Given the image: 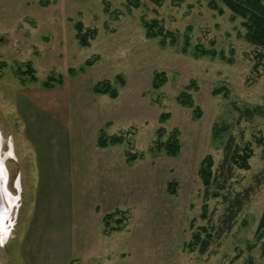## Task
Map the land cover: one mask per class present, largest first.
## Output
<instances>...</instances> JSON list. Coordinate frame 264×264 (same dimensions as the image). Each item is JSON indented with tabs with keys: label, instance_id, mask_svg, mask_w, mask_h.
<instances>
[{
	"label": "rangeland",
	"instance_id": "1",
	"mask_svg": "<svg viewBox=\"0 0 264 264\" xmlns=\"http://www.w3.org/2000/svg\"><path fill=\"white\" fill-rule=\"evenodd\" d=\"M154 20L174 45L170 37L162 47L146 36L142 21ZM78 23L95 31L86 47L76 38ZM244 32L220 0H0V192L9 211L0 264L26 193L22 174L31 160L21 109L30 100L71 125L74 264H264L257 231L264 212V146L257 142L264 140V59ZM155 74H163L158 88ZM102 81L117 89L116 99L93 93ZM182 93L191 106L179 102ZM100 130L121 144L99 149ZM171 134L179 141L174 157L156 147ZM228 140L250 146L249 169H235L228 183L249 197L232 230L200 254L188 246L192 235L224 207L210 199L204 216L198 171L207 157L216 171ZM127 153L142 157L128 164ZM115 212L105 227L102 218ZM120 217V229L111 230Z\"/></svg>",
	"mask_w": 264,
	"mask_h": 264
},
{
	"label": "crops",
	"instance_id": "2",
	"mask_svg": "<svg viewBox=\"0 0 264 264\" xmlns=\"http://www.w3.org/2000/svg\"><path fill=\"white\" fill-rule=\"evenodd\" d=\"M26 107L21 111L31 165L22 174L26 193L3 264H74L78 253L71 125L53 115L48 105L30 100Z\"/></svg>",
	"mask_w": 264,
	"mask_h": 264
},
{
	"label": "trees",
	"instance_id": "3",
	"mask_svg": "<svg viewBox=\"0 0 264 264\" xmlns=\"http://www.w3.org/2000/svg\"><path fill=\"white\" fill-rule=\"evenodd\" d=\"M130 2V1H128ZM226 9H228L234 17L241 20V26L244 29V40L256 50L259 62L264 59V0H220ZM209 6L217 9L219 13L222 10L217 8L213 1H209ZM145 29V34L148 38L159 39L158 44L162 47L166 45L167 37H170L169 44L174 45L176 40L173 35L163 31L162 27L157 21H142ZM76 38L79 44L83 47L88 46V38L93 37L95 31H83L82 26L78 23L75 25ZM185 44L188 43L185 39ZM201 55H210L207 51H201ZM89 64V62H87ZM26 72V71H25ZM163 74L154 75V88H158L159 84L163 81ZM32 80H35L32 78ZM43 86L48 88L49 85L44 83ZM92 91L96 95H105L111 99L118 97V91L112 87L108 81L96 83ZM179 102L185 106H191L190 96L186 93L180 94ZM122 140L119 137L111 136L106 137L104 131L100 130L96 139V146L99 149H105L109 146L121 144ZM259 144L264 146V140H257ZM156 147L159 151H163L167 156L174 157L179 152V141L176 134H171L165 142L156 141ZM251 149L249 145L239 147L228 140L224 146L223 158L218 165L215 172L212 171L213 162L210 157L205 158L199 167V177L202 182L204 191L203 198L204 204L202 207L203 214L206 216L207 204L210 199L220 198L223 204V211L218 217L216 222H207L206 226L201 227V233H194L192 235L191 243L188 244L189 248L193 251L197 249L200 254H204L209 247L224 234H227L234 227L237 217L242 211L243 207L248 201L249 192L234 193L230 191V183L233 178L235 169L247 170L249 169L248 161L251 158ZM142 154H126V162L131 164L137 158H141ZM171 188V184L169 185ZM116 214H107L102 218V223L108 227V221ZM207 217V216H206ZM122 217L116 220L117 227L111 230L118 231L121 227ZM258 233L264 235V212L258 224ZM203 235V237H202Z\"/></svg>",
	"mask_w": 264,
	"mask_h": 264
},
{
	"label": "bare ground",
	"instance_id": "4",
	"mask_svg": "<svg viewBox=\"0 0 264 264\" xmlns=\"http://www.w3.org/2000/svg\"><path fill=\"white\" fill-rule=\"evenodd\" d=\"M1 176V175H0ZM3 203V202H2ZM8 211V210H7ZM9 214V213H8ZM7 216L3 213V212H0V228L1 229H3V228H5L4 226H3V223H4V220H5V218H6ZM6 232V231H5Z\"/></svg>",
	"mask_w": 264,
	"mask_h": 264
},
{
	"label": "water",
	"instance_id": "5",
	"mask_svg": "<svg viewBox=\"0 0 264 264\" xmlns=\"http://www.w3.org/2000/svg\"><path fill=\"white\" fill-rule=\"evenodd\" d=\"M1 192H0V212H3L6 216L8 215L9 211L4 210L3 206L1 205Z\"/></svg>",
	"mask_w": 264,
	"mask_h": 264
}]
</instances>
